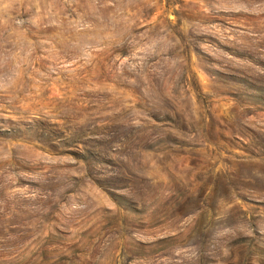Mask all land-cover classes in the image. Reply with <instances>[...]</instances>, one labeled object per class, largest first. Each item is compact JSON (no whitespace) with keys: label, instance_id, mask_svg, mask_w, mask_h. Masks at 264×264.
<instances>
[{"label":"rangeland","instance_id":"1","mask_svg":"<svg viewBox=\"0 0 264 264\" xmlns=\"http://www.w3.org/2000/svg\"><path fill=\"white\" fill-rule=\"evenodd\" d=\"M0 264H264V0H0Z\"/></svg>","mask_w":264,"mask_h":264}]
</instances>
